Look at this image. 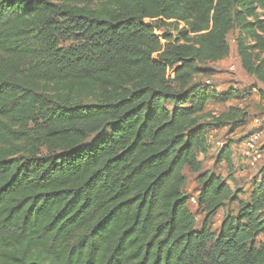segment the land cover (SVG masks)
<instances>
[{"label":"trees","instance_id":"16d2710c","mask_svg":"<svg viewBox=\"0 0 264 264\" xmlns=\"http://www.w3.org/2000/svg\"><path fill=\"white\" fill-rule=\"evenodd\" d=\"M231 35L264 87V0H0V264H264V165L243 200L198 158Z\"/></svg>","mask_w":264,"mask_h":264},{"label":"rangeland","instance_id":"374dc122","mask_svg":"<svg viewBox=\"0 0 264 264\" xmlns=\"http://www.w3.org/2000/svg\"><path fill=\"white\" fill-rule=\"evenodd\" d=\"M234 39V35L229 37L231 48L229 57L211 66L215 72L208 76L207 83L211 82L218 92L237 89L241 93L249 95L245 99H233L226 104L210 103L208 105L206 114H211L212 117L226 116L232 114L233 109L236 110L235 124L206 130L208 146L206 153H199L198 158L202 162L204 170H210L220 175L233 189L242 192L240 199L244 200L247 199L252 182L255 177H258L259 171L252 169L246 163L243 158V146L248 136L261 125L260 120L264 121V87L257 84L255 79L248 76L242 69ZM201 78H203V74L198 75L195 82ZM254 85H258L257 88H253ZM206 122L211 123L212 118H206ZM226 144H231L233 170H230L225 163H217V156ZM185 176L187 182L184 191L188 196L195 197L200 188L198 175L186 169ZM236 208V204H229L219 210L211 219L212 231L217 233L226 213L228 211L235 212ZM190 209L200 227L205 215L201 210H198L193 200L190 203Z\"/></svg>","mask_w":264,"mask_h":264},{"label":"built area","instance_id":"2783aa9c","mask_svg":"<svg viewBox=\"0 0 264 264\" xmlns=\"http://www.w3.org/2000/svg\"><path fill=\"white\" fill-rule=\"evenodd\" d=\"M243 158L253 169L264 165V124L257 127L244 142Z\"/></svg>","mask_w":264,"mask_h":264}]
</instances>
